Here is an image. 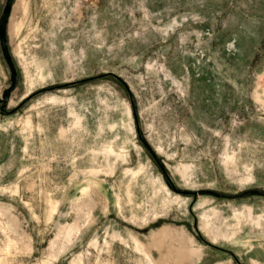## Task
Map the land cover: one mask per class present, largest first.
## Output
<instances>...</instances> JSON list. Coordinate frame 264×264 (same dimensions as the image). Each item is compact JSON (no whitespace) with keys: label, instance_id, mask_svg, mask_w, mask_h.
<instances>
[{"label":"rangeland","instance_id":"obj_1","mask_svg":"<svg viewBox=\"0 0 264 264\" xmlns=\"http://www.w3.org/2000/svg\"><path fill=\"white\" fill-rule=\"evenodd\" d=\"M0 264H264V0H0Z\"/></svg>","mask_w":264,"mask_h":264},{"label":"bare ground","instance_id":"obj_2","mask_svg":"<svg viewBox=\"0 0 264 264\" xmlns=\"http://www.w3.org/2000/svg\"><path fill=\"white\" fill-rule=\"evenodd\" d=\"M19 28V27H18Z\"/></svg>","mask_w":264,"mask_h":264}]
</instances>
